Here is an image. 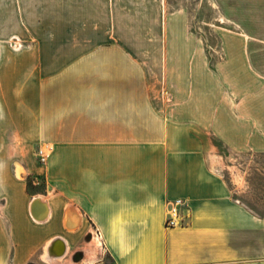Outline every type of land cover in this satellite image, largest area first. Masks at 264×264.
<instances>
[{
    "label": "crops",
    "instance_id": "obj_1",
    "mask_svg": "<svg viewBox=\"0 0 264 264\" xmlns=\"http://www.w3.org/2000/svg\"><path fill=\"white\" fill-rule=\"evenodd\" d=\"M249 4L218 55L124 38L3 52L0 264H75L93 228L102 264H264V217L236 197L238 159H264V0Z\"/></svg>",
    "mask_w": 264,
    "mask_h": 264
},
{
    "label": "rangeland",
    "instance_id": "obj_2",
    "mask_svg": "<svg viewBox=\"0 0 264 264\" xmlns=\"http://www.w3.org/2000/svg\"><path fill=\"white\" fill-rule=\"evenodd\" d=\"M254 1L0 0V56L46 38L156 40L166 43L172 55L182 53V40H191L193 53L202 44L207 55H218L221 33L236 32L232 20L247 17L249 3ZM238 162L248 172L247 183L236 197L264 217V173L260 170L264 159L244 156ZM31 263L47 264L37 256Z\"/></svg>",
    "mask_w": 264,
    "mask_h": 264
},
{
    "label": "built area",
    "instance_id": "obj_3",
    "mask_svg": "<svg viewBox=\"0 0 264 264\" xmlns=\"http://www.w3.org/2000/svg\"><path fill=\"white\" fill-rule=\"evenodd\" d=\"M38 156L40 162L44 163L46 157L44 156L42 151H38ZM168 207L169 209L165 218V227L174 228L181 226L184 220L183 213L187 209V204L183 200H176L172 203H169ZM86 242L88 245L86 244L87 246L84 249H95V255L93 257L82 256L81 252L84 249H80L70 254V257L72 259L68 257L69 254L66 251L63 260H65V258L67 259L68 257L70 260H73L75 264H102L108 256V251L103 243V238L100 231L97 228H93L92 232L86 239ZM56 243L57 241H54V243L52 244V248ZM95 243L97 244L96 247L94 246Z\"/></svg>",
    "mask_w": 264,
    "mask_h": 264
},
{
    "label": "bare ground",
    "instance_id": "obj_4",
    "mask_svg": "<svg viewBox=\"0 0 264 264\" xmlns=\"http://www.w3.org/2000/svg\"><path fill=\"white\" fill-rule=\"evenodd\" d=\"M34 217H36V216H34ZM37 219H43V217L42 216H38V217H36ZM95 247L97 246V244L95 243V245H94ZM62 253H63V245H62V243H59L58 244V248H57V255H62ZM85 255H87V256H89V257H93V255H95V249H93V250H89V249H86L85 250ZM51 263V262H50Z\"/></svg>",
    "mask_w": 264,
    "mask_h": 264
}]
</instances>
